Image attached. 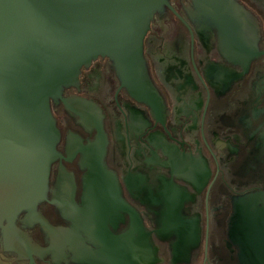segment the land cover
Instances as JSON below:
<instances>
[{
	"label": "flooded vegetation",
	"instance_id": "1",
	"mask_svg": "<svg viewBox=\"0 0 264 264\" xmlns=\"http://www.w3.org/2000/svg\"><path fill=\"white\" fill-rule=\"evenodd\" d=\"M237 1L257 27L250 60L201 35L186 0L150 21L143 57L163 123L107 56L81 67L69 107L51 104L45 198L0 229V264H240L241 246L264 264V0ZM87 103L101 133L95 113L82 119Z\"/></svg>",
	"mask_w": 264,
	"mask_h": 264
},
{
	"label": "water",
	"instance_id": "2",
	"mask_svg": "<svg viewBox=\"0 0 264 264\" xmlns=\"http://www.w3.org/2000/svg\"><path fill=\"white\" fill-rule=\"evenodd\" d=\"M186 1L188 18L201 35L215 30L225 51L244 50L245 58H252L257 27L237 0ZM170 3L0 0V229H11L22 212L35 218V208L46 195L50 166L58 156L60 132L51 104L62 102L69 107L64 91L77 84L83 65L107 56L128 84L129 93L146 100L152 116L164 122L168 108L163 107L162 95L147 73L143 37L150 21L155 15H164ZM96 112V106L87 103L82 119L94 120L101 133ZM258 197L247 194L242 201L252 203ZM242 211L246 212L244 207L239 211L241 218L246 216ZM252 231L247 233L257 234ZM240 234L244 233L240 230ZM243 248L240 264H254L247 261L248 255L243 254L247 247ZM251 249L257 253L253 257L261 259L258 247Z\"/></svg>",
	"mask_w": 264,
	"mask_h": 264
}]
</instances>
